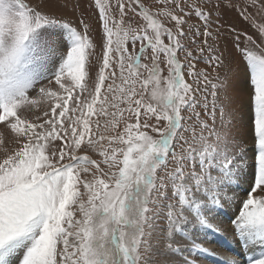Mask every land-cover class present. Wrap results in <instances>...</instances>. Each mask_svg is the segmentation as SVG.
Here are the masks:
<instances>
[{
    "label": "snow or ice",
    "instance_id": "6c2138e0",
    "mask_svg": "<svg viewBox=\"0 0 264 264\" xmlns=\"http://www.w3.org/2000/svg\"><path fill=\"white\" fill-rule=\"evenodd\" d=\"M87 3L0 0V264H264V0Z\"/></svg>",
    "mask_w": 264,
    "mask_h": 264
},
{
    "label": "rangeland",
    "instance_id": "374dc122",
    "mask_svg": "<svg viewBox=\"0 0 264 264\" xmlns=\"http://www.w3.org/2000/svg\"><path fill=\"white\" fill-rule=\"evenodd\" d=\"M25 2L27 3L28 0H25ZM151 2H153V0H149V3H151ZM84 7L88 8V14L92 15V9L89 8L87 0H85ZM97 12H98V9H97ZM69 18L71 19V17H69ZM78 18H79V14L77 15V19ZM93 19H95V16H93ZM192 23H195V21H192ZM48 31L59 33L61 40L63 41L64 49L67 48L68 39L66 38L65 30L63 28L53 27V28H49ZM165 42H167V40H165ZM201 67H203V65H201ZM246 67L247 66H245V68ZM36 71L41 72V74L44 77L50 78L52 71H54V69L45 68V69L41 70V69L37 68ZM34 78L37 80V83L35 84V89L37 92L41 86L48 84V79L41 80L39 76H36ZM238 85L240 88V93H239V98L237 100L236 107L239 109L238 116H239L240 123L242 126L246 127L247 120H248L249 96H248V92H247L248 78L245 74V71H243V70L239 74ZM30 95H35V92L30 91ZM101 123L103 124V121H101ZM0 139H2L4 141L3 144H0V160H2L3 158H5L6 154H11V151L14 150V148H15V144H14L13 134L10 132V130H8L6 128V126H3V125H0ZM245 147H247L248 150L251 151L252 150L251 147H253V145L250 143H246ZM241 187H244V186H241ZM235 211H236L235 208L231 209V213H226L227 211H225V214L223 216L225 217L226 223H229V224L231 223V220L234 217ZM206 234L209 237V238H206L207 240L204 239ZM187 236H188V240L183 241V238H181L182 242L188 243L190 241H195V240L196 241H205L206 240L209 243L208 245H205L206 247H215V246L217 247V245L219 244V246L221 248L224 247L223 248L224 250L230 252L229 253L230 255L233 254L234 256L238 257L240 264H248V260L250 258H252V256L254 255V253L248 252L245 249V247H243L241 245L239 238H234L231 234L221 235V234L213 232L209 229L196 230V229L190 228L187 230ZM212 244H214V245L211 246ZM225 246H227L228 248L227 247L225 248ZM233 246H236L239 248L233 249V248H231ZM257 250L259 251L258 248L256 249V252H257ZM190 252H191V255H189ZM203 254H204L203 252L192 251L189 247H184V248H182L181 253L178 254L177 259L179 261V259H182L183 257L188 256L189 259L197 258V264H221V261L218 257L211 256V255L207 254L208 258L205 259L204 257H202ZM245 257H248V259H246Z\"/></svg>",
    "mask_w": 264,
    "mask_h": 264
},
{
    "label": "bare ground",
    "instance_id": "6f19581e",
    "mask_svg": "<svg viewBox=\"0 0 264 264\" xmlns=\"http://www.w3.org/2000/svg\"><path fill=\"white\" fill-rule=\"evenodd\" d=\"M225 211H227L226 213H231V210H225ZM221 219L226 223V221H225V217L222 215L221 216ZM227 224H229V223H227ZM205 234V233H204ZM203 235V234H202ZM198 236V235H197ZM206 238H209L208 236H207V234H206V236H205V238L204 239H206ZM207 240V239H206ZM205 240V241H206ZM196 241V240H195ZM214 242V241H213ZM217 242V241H216ZM211 244V243H210ZM214 244H212L211 246H213ZM210 246V245H209ZM217 247L218 248H221L220 246H219V244L217 245ZM227 246H225V248H226ZM224 248V247H223ZM228 248V247H227ZM231 248H233V249H236V248H239V247H236V246H233V247H231ZM259 249V248H258ZM235 252V251H234ZM257 252H259L258 250H257ZM205 254V255H204ZM203 254V256L202 257H204L205 259H207L208 258V255L206 254V253H204ZM233 255V254H232ZM246 259H248V257H245Z\"/></svg>",
    "mask_w": 264,
    "mask_h": 264
}]
</instances>
